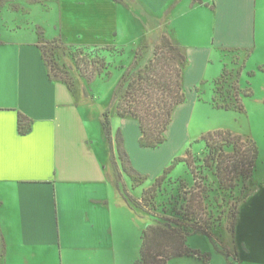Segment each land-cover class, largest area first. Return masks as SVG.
Masks as SVG:
<instances>
[{"label":"crops","instance_id":"0c3cea01","mask_svg":"<svg viewBox=\"0 0 264 264\" xmlns=\"http://www.w3.org/2000/svg\"><path fill=\"white\" fill-rule=\"evenodd\" d=\"M170 1L164 0L166 9L174 3L170 16L179 11L189 33L205 38L213 51L246 50L250 58H264V0ZM80 100L50 79L38 38L0 35V264H136L140 258L150 224L122 196L109 157L120 130L132 165L150 175L128 144L132 135L143 149L138 122L121 118V127L111 126L110 146L103 131L101 140L89 132ZM19 114L32 120L27 134L20 133ZM119 165L118 180L129 189L132 180ZM251 191L239 204L231 245L223 243L229 257L210 245L200 248L201 256H177L167 264H264V186Z\"/></svg>","mask_w":264,"mask_h":264},{"label":"rangeland","instance_id":"374dc122","mask_svg":"<svg viewBox=\"0 0 264 264\" xmlns=\"http://www.w3.org/2000/svg\"><path fill=\"white\" fill-rule=\"evenodd\" d=\"M153 3L158 12L153 11ZM173 4L166 9L164 0H122L121 3L114 0H0V35L7 40L38 38L52 75L56 72L53 70L56 63L72 78L73 91L81 99L79 112L87 120L91 135L98 140L103 134L101 122L106 111H110L114 130L121 127L118 122L122 120L112 104L114 92L124 76L131 79L144 68L153 57L161 36L167 34L173 42L186 47L189 55L184 73L186 102L174 112L166 133L167 141L156 149H140L132 135L128 140L135 163L149 170L148 179L137 187L129 180V189L122 179H116V185L122 196L126 191L140 200L139 204H134V210L146 225L165 224L167 218L175 220L171 224L177 228L197 221L208 224L206 230L210 236L197 233L187 237L193 248L191 255L201 256L200 248L208 249L210 245L226 251L223 243L231 245L235 209L251 189L252 196L258 186H264V66L259 67L264 64V58L257 55L250 58L246 50L213 51L205 38L189 33L187 25L178 18L179 11L170 16ZM80 48L96 63L104 57L101 75L89 79L80 73L74 56ZM136 52H139L137 57ZM223 67L228 73L216 85L215 79L219 78ZM236 85L243 93L240 98L244 112L222 109L236 103ZM249 90L252 95H245ZM218 129L251 137L259 148L252 179L237 181L232 190L220 186L216 162L210 159V167L204 164L208 151L200 138ZM106 143L110 145L107 140ZM225 150L233 151L230 146ZM189 151L197 168L196 176L186 162L178 163L167 180L149 193L148 202L144 204L143 192L153 186L159 176L158 168L165 169L175 158L187 156ZM109 154L115 176L113 158L120 168L121 160L117 151L109 150ZM192 194L193 204L201 198V221L193 214L185 216ZM127 239L134 243L133 234H128ZM204 258L208 259L205 255ZM226 264L232 263L226 261Z\"/></svg>","mask_w":264,"mask_h":264},{"label":"trees","instance_id":"16d2710c","mask_svg":"<svg viewBox=\"0 0 264 264\" xmlns=\"http://www.w3.org/2000/svg\"><path fill=\"white\" fill-rule=\"evenodd\" d=\"M114 1L117 3L122 2V0ZM39 48L42 50L44 57V51L40 45ZM137 55H139V52H136V57ZM74 56L76 66L82 75L93 79L96 74L101 75L103 73V66H105L104 57L101 56L99 62L96 63L94 60H89L88 53L81 48L76 51ZM187 62V55L180 45L173 42L169 35L163 34L160 42L155 46L153 57L145 64L144 68L140 69L137 75L131 79L124 76L118 84L113 95L112 104L118 117L131 118L138 122L141 133L138 143L141 148L156 149L167 141L166 133L173 121L174 112L179 105L186 102L184 73ZM53 70L56 71L54 75L49 70L50 79L62 81L73 91L74 83L68 73L62 71L56 63L53 64ZM227 73L228 71L224 67L222 74L215 79V84L217 85L223 80ZM106 74L109 75L108 72ZM235 88L236 103L232 106L222 107V109L244 112V104L240 98L243 93L239 85H236ZM216 90L219 91V88H216ZM244 94L251 96L252 92L249 90ZM216 100L214 96L213 101L215 102ZM101 123L105 138L112 146L110 111H106L103 114ZM18 125L20 133L27 134L31 130L32 120L23 114H19ZM200 141H204L208 151L204 164L210 167L212 165L210 164V159L216 162V176L223 189L232 190L237 185V181H250L252 179L259 156V148L254 139L242 137L229 130L218 129L203 134ZM226 146L232 147L233 151L227 153L225 150ZM116 149L121 160V168L130 177L133 185L137 187L144 184L148 176L139 172L132 165L120 130L116 135ZM190 157L191 152L189 151L187 156L175 158L164 169L163 173L155 179L153 186L143 192L141 201L144 204L147 203L149 193L160 187L180 162H186L195 177L197 168ZM113 165L116 179L118 180L120 172L118 171L115 158H113ZM195 183L197 184V180ZM152 195H155V193H152ZM123 196L132 207H135L134 204H139L140 202L136 201L126 191H124ZM193 196L194 194L189 198V202L186 205L187 213H185V216L193 214L200 220L199 216L201 217L202 215L200 211L203 210V204L201 198L196 200V204H193ZM185 199H187L186 196ZM239 204L235 209V220L238 215ZM171 222L175 223V220L167 218V223L165 224H150L144 229L140 258L136 264H167L173 257L193 254L187 247V237L197 233L210 236L206 230L208 224L197 221L177 228ZM234 227L235 222L231 228L232 233H234ZM3 252L4 241L0 236V259ZM222 253L227 257L230 256L227 251Z\"/></svg>","mask_w":264,"mask_h":264},{"label":"built area","instance_id":"2783aa9c","mask_svg":"<svg viewBox=\"0 0 264 264\" xmlns=\"http://www.w3.org/2000/svg\"><path fill=\"white\" fill-rule=\"evenodd\" d=\"M205 264H213V263H211L210 261H206V263Z\"/></svg>","mask_w":264,"mask_h":264}]
</instances>
